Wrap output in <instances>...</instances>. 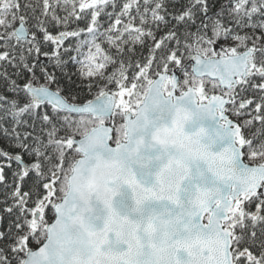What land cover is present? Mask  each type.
Here are the masks:
<instances>
[{
    "label": "snow or ice",
    "instance_id": "obj_1",
    "mask_svg": "<svg viewBox=\"0 0 264 264\" xmlns=\"http://www.w3.org/2000/svg\"><path fill=\"white\" fill-rule=\"evenodd\" d=\"M0 264H264V0H0Z\"/></svg>",
    "mask_w": 264,
    "mask_h": 264
},
{
    "label": "trees",
    "instance_id": "obj_2",
    "mask_svg": "<svg viewBox=\"0 0 264 264\" xmlns=\"http://www.w3.org/2000/svg\"><path fill=\"white\" fill-rule=\"evenodd\" d=\"M42 62H46V61H43V60H42ZM70 69H71V66H70Z\"/></svg>",
    "mask_w": 264,
    "mask_h": 264
}]
</instances>
